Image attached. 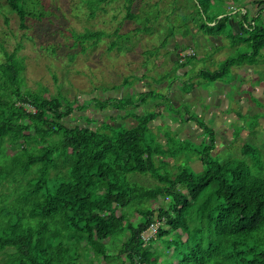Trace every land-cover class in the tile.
Returning a JSON list of instances; mask_svg holds the SVG:
<instances>
[{
	"label": "trees",
	"instance_id": "trees-1",
	"mask_svg": "<svg viewBox=\"0 0 264 264\" xmlns=\"http://www.w3.org/2000/svg\"><path fill=\"white\" fill-rule=\"evenodd\" d=\"M5 1L23 28L36 18L27 0ZM206 1L211 0H194L199 8ZM128 2L127 18L132 20L135 0ZM220 15L213 14L199 30L239 43L229 17L218 20ZM241 27L252 35L251 55L228 58L220 69L202 70L196 77L211 84L235 66L255 62L264 49V29ZM105 35L88 30L75 36V44L96 45ZM116 47L112 41L109 50ZM195 57L178 61L175 70ZM24 73V62L16 54L0 64V185L6 180L18 184L19 176L24 183L11 203L9 196L0 202V254L6 255L2 264H90L111 260L110 252L116 250L124 264H264V178L253 175L244 160L221 164L213 128L195 119L206 133L201 150L189 140L176 145L177 139L167 135L163 144L150 126L159 113H139L151 101L162 108L159 97L171 102L153 90L133 99L101 102V111L112 104L124 112L123 118L134 121L131 128L115 130L107 120L95 129L92 118L85 119L86 126L70 125L66 119L75 111L73 102L61 95H27ZM192 89V82L185 83V92ZM8 150L14 154L8 156ZM183 154L197 156L202 170L189 162L177 172L170 170L169 160ZM242 156L256 160L260 153L246 144ZM147 174L158 182L155 187L132 181ZM152 225H159L157 233L146 240ZM178 233L186 245L178 241ZM159 245L171 255L160 252Z\"/></svg>",
	"mask_w": 264,
	"mask_h": 264
},
{
	"label": "rangeland",
	"instance_id": "rangeland-1",
	"mask_svg": "<svg viewBox=\"0 0 264 264\" xmlns=\"http://www.w3.org/2000/svg\"><path fill=\"white\" fill-rule=\"evenodd\" d=\"M27 1L29 12L36 18L28 19L27 28H23L18 16L9 10L6 1L0 0V64L6 63L8 56L13 54L23 60L24 91L27 95H61L72 101L75 111L66 119L70 125L86 126L85 119L92 118L95 121L91 126L95 129L107 120H110L115 130L131 128L134 121L120 117L112 104H108L104 111H101L99 106L101 107V102L109 96L120 97L119 94L109 93L114 89H124L126 99L136 97L137 93L131 85L140 81L138 76L145 73L142 81L147 89L171 99L169 103L167 99L159 97L162 99V108H156L152 103L154 101H151V107L144 106L139 109V113L151 109L159 113V119L150 125L153 136L158 137L163 144L167 143L165 135L176 138V145L191 141L194 148L201 150L206 136L204 130L201 131L195 124V133L192 136L189 133L183 135L181 130L185 126L181 122L183 118L187 121L191 116L193 122L200 119L215 130V143L218 148L214 152L221 164L244 160L253 175L264 178V66L255 63L257 67L251 80L239 72L238 68H234L222 81L217 82L223 86L220 92H216L219 84L214 90L196 77L198 71L218 70L228 58L251 53L250 33L242 35L243 43L237 48L227 43L225 47L213 51H205L195 38L193 41L196 57L192 59L193 70L189 76L183 78L189 80L187 83L194 82L202 90L204 88L208 97H201L203 95L195 91L191 93L190 98L193 95L201 98L197 102L184 104L181 102L186 96V93L182 92L184 89L180 87L181 92L173 89V82L178 80L176 73L179 72L174 67L176 61L182 62L186 56L193 53L177 54L178 50L172 52V47L180 37L190 34V25L199 27L207 23V19L213 14H223L221 17L234 14L243 16L240 6L244 5V8L251 12L250 6L234 0L206 1L200 8L194 0H135L132 7L135 17L130 20L127 18L130 6L128 0H103L101 3L100 0ZM253 1L260 10L264 8V0ZM94 7L96 9L93 15ZM250 16L244 18L248 25L252 20ZM262 16L264 17V14ZM88 30L105 32L106 35L96 45L93 42L83 46L76 45L75 36ZM112 41L117 43V47L109 50ZM180 47L182 46L178 44V48ZM245 86L252 87L254 91L247 92ZM232 87L235 89L231 90ZM93 99L96 100L92 102ZM242 99L246 100V107L243 106ZM118 104L120 103H114ZM218 104L225 108L221 109ZM118 107L121 108V105ZM133 108L129 110L133 111ZM217 109L224 111L222 120L218 119L217 115H210L214 114L212 110ZM120 115L122 116V113ZM112 116L114 118H111ZM179 119L182 126L177 123ZM224 127L231 130L230 134ZM246 144L255 147L260 153V158L254 160L243 157L242 148ZM7 154L11 156L14 153L8 150ZM169 161V169L173 172H177V167L184 162H189L198 172L203 168L199 158L191 154H183ZM18 179V184L6 180L0 185V202L7 196L10 197L9 203L12 202L13 193L24 184L20 176ZM132 181L151 188L158 184L148 174L136 175L132 177ZM133 220L137 224L139 216L136 214ZM176 236L178 241H184L186 245L184 235L178 233ZM159 250L171 255L163 245H159ZM110 255L112 259L109 261L91 260L90 264L125 263V258L119 256L118 250L110 252ZM5 258L6 255L0 254V264Z\"/></svg>",
	"mask_w": 264,
	"mask_h": 264
},
{
	"label": "crops",
	"instance_id": "crops-1",
	"mask_svg": "<svg viewBox=\"0 0 264 264\" xmlns=\"http://www.w3.org/2000/svg\"><path fill=\"white\" fill-rule=\"evenodd\" d=\"M239 2L241 3V4H246V5H248V6H250L251 7V12H248L244 7V5H241L240 6V9H242L243 10V16H239V14H234V15H228V17H229V23H230V26H231V29H232V31H233V35L237 38V39H240V42L239 43H236V44H233L232 43V37L230 38L229 36L227 37L226 35H221V36H214V35H210V34H206L205 32H203V31H200L199 30V28L198 27H196V25L195 24H191L190 25V28H191V31H190V34H188V35H185L183 38L182 37H180V40H178V42H177V44L174 46V47H172V52L173 51H177V54L179 53V52H182V53H193V55L195 54V42L193 41L195 38H197V40H198V42L200 43V45L202 46V48L205 50V51H213L214 49H219V48H223V47H225V45L227 44V43H229L230 44V46H232L233 48H237V47H239L242 43H243V41H242V35L243 34H246V32H244L243 31V29H242V25H244L245 26V28L246 29H248V31H251V29L249 30V28L247 27V24L248 23H246V21H245V19H247L246 17H249L250 16V13H251V24H250V26H252L253 28H255L257 25L258 26H260V30L262 31L263 29H264V17L262 16V14H264V10H262V9H264V8H261V10L256 6L257 4H256V2L255 1H253V0H239ZM236 7V6H235ZM223 14H221L218 18L220 19V18H222L221 16H222ZM245 18V19H244ZM210 25H214V23L213 24H210ZM262 35V34H261ZM181 40H183V42H180ZM178 44L179 45H181L182 47H180V48H178ZM249 55H251V53H248ZM217 54L215 53L214 54V56H216ZM190 56V55H189ZM177 58H180V57H178L177 56ZM255 63H260L259 65L260 66H264V49L261 51V52H259L258 53V55L256 56V59H255V62H250L249 61V63L247 62V63H245V64H243L242 66H235L234 68H238V70H239V72H241L243 75H246L249 79L254 75V69H255V67H257V65L255 64ZM176 64H177V61H176ZM176 64H175V66L174 67H176ZM233 68V69H234ZM232 69V70H233ZM192 70H193V67H192V63L189 65H187L185 68H180L178 71V73H176V75H177V77H178V80H175L174 82H173V84H174V86H173V89H176V90H178V92H181L180 90H179V88L180 87H182L183 89H184V87H185V83H187V81H189L188 79H184L183 78V76H189L190 74H191V72H192ZM182 74H181V73ZM200 71H198L197 72V74L199 73ZM196 74V75H197ZM145 75V73L143 74V75H141V76H138L139 77V79H140V81H136L135 83H133V85H131V87H133V89L135 90V92L137 93V94H140V93H144V92H147V91H149L148 89H147V86L144 84V81H142L143 80V78L145 77L144 76ZM143 76V77H142ZM185 80V81H184ZM251 80V79H250ZM219 82V81H218ZM193 84H194V89H192L190 92H185V90L184 91H182L183 93L185 92L186 93V96H184L183 97V100L181 101L182 103H184V104H188V103H191V102H197L201 97H208V93H207V91L203 88V90L196 84V83H194V82H192ZM208 84V83H207ZM217 84H219V83H217V82H214V83H211V84H209V86H211V89H214V87L217 85ZM220 86H217L218 87V90H216V92H220V88L221 87H223L221 84H219ZM158 88H159V85L157 86ZM160 89H161V87H160ZM233 89H235V87H232L231 88V90H233ZM245 90H247V92H251L252 90L254 91V89L252 88V87H250V86H245V88H244ZM215 90V89H214ZM119 91H121V93H119ZM171 91H172V88H171ZM170 91V92H171ZM198 92L200 95H203V96H199V98H197V96H195V97H191L190 98V95H192L191 93L192 92ZM109 93H114V94H119L120 95V97H115V96H109V97H107V98H119V99H121V98H123L124 96H125V91H124V89H114V90H110L109 91ZM213 94H215L214 92H213ZM168 97V96H167ZM106 98V99H107ZM169 98V97H168ZM170 99V98H169ZM171 100V99H170ZM219 102H220V100H218ZM242 101V104H243V106L244 107H246L245 105H246V100H244V99H242L241 100ZM151 103V102H150ZM152 103H154L155 104V106L157 105V103H158V101H154V102H152ZM219 105V107L221 108V109H223V108H225V106H223L222 104H218ZM144 107V106H143ZM142 107V108H143ZM146 107V106H145ZM142 108H140V109H142ZM196 108V107H195ZM199 109V108H198ZM245 109H243V111H244ZM118 114H119V116L120 117H122L123 118V116H124V112H121V111H117V110H115ZM212 112H214V114H210V115H217L216 117L218 118V119H221L222 117H224V115H223V112L224 111H220V109H217L216 111L215 110H212ZM120 113H122V116L120 115ZM235 115V114H234ZM237 118H238V116L237 115H235ZM113 118H114V116H112ZM159 117H160V115L158 116V119H159ZM189 117H191V116H189ZM189 117H188V119H189ZM212 117V116H211ZM222 120V119H221ZM178 122V124L179 125H181L180 124V119L179 120H177ZM125 122V121H124ZM182 122V121H181ZM121 123H123V122H121ZM183 123V122H182ZM183 124H185V126L184 127H182V131H183V135H186L187 133H189V135L190 136H192L193 135V133H195V126L196 127H198V125L195 123V121L193 122L192 121V119L189 121V120H187V122H185V123H183ZM194 124H195V126H194ZM121 125H124V124H121ZM159 125V124H158ZM182 126V125H181ZM216 126V125H215ZM211 128H212V126H210ZM199 128V127H198ZM226 127H224V129H225ZM200 129V128H199ZM223 128H222V131L224 130ZM201 130V129H200ZM226 130L228 131V133L230 134V132H231V130L230 129H228V128H226ZM225 131V130H224ZM223 131V132H224ZM197 132V131H196ZM199 132H201V131H199ZM188 135V136H189ZM178 137V136H177ZM179 138V137H178ZM183 140H185V139H190V138H182ZM217 145V144H216ZM222 145H220V147H221ZM216 148H218V147H216Z\"/></svg>",
	"mask_w": 264,
	"mask_h": 264
},
{
	"label": "built area",
	"instance_id": "built-area-1",
	"mask_svg": "<svg viewBox=\"0 0 264 264\" xmlns=\"http://www.w3.org/2000/svg\"><path fill=\"white\" fill-rule=\"evenodd\" d=\"M158 226L159 225H152L149 229V232L144 235V239L149 240L150 238L154 237L157 233Z\"/></svg>",
	"mask_w": 264,
	"mask_h": 264
},
{
	"label": "flooded vegetation",
	"instance_id": "flooded-vegetation-1",
	"mask_svg": "<svg viewBox=\"0 0 264 264\" xmlns=\"http://www.w3.org/2000/svg\"><path fill=\"white\" fill-rule=\"evenodd\" d=\"M264 27V26H263ZM256 28H260V26H256Z\"/></svg>",
	"mask_w": 264,
	"mask_h": 264
}]
</instances>
